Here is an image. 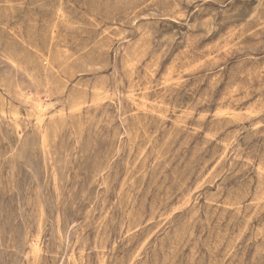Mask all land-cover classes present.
Returning <instances> with one entry per match:
<instances>
[{
    "label": "rangeland",
    "instance_id": "rangeland-1",
    "mask_svg": "<svg viewBox=\"0 0 264 264\" xmlns=\"http://www.w3.org/2000/svg\"><path fill=\"white\" fill-rule=\"evenodd\" d=\"M0 264H264V0H0Z\"/></svg>",
    "mask_w": 264,
    "mask_h": 264
},
{
    "label": "bare ground",
    "instance_id": "bare-ground-1",
    "mask_svg": "<svg viewBox=\"0 0 264 264\" xmlns=\"http://www.w3.org/2000/svg\"><path fill=\"white\" fill-rule=\"evenodd\" d=\"M210 57V56H209ZM184 73V72H183ZM42 105V104H41ZM252 114V113H251ZM43 120V119H42Z\"/></svg>",
    "mask_w": 264,
    "mask_h": 264
}]
</instances>
